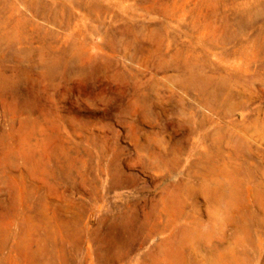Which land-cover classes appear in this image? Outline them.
Returning <instances> with one entry per match:
<instances>
[{
	"label": "rangeland",
	"instance_id": "rangeland-1",
	"mask_svg": "<svg viewBox=\"0 0 264 264\" xmlns=\"http://www.w3.org/2000/svg\"><path fill=\"white\" fill-rule=\"evenodd\" d=\"M0 264H264V0H0Z\"/></svg>",
	"mask_w": 264,
	"mask_h": 264
}]
</instances>
